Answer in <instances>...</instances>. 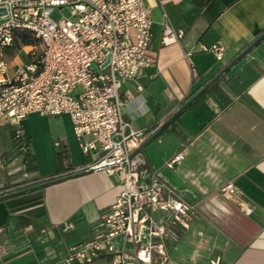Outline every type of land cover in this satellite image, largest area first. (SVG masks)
I'll return each instance as SVG.
<instances>
[{"label":"crops","instance_id":"1","mask_svg":"<svg viewBox=\"0 0 264 264\" xmlns=\"http://www.w3.org/2000/svg\"><path fill=\"white\" fill-rule=\"evenodd\" d=\"M143 1L151 11L146 57L152 66L136 79L125 80L120 97L125 131L143 130L145 140L186 97L264 32V0H209L203 6L193 0ZM166 21L182 37L176 44L162 46ZM218 42L225 47L221 60L204 50ZM175 116L139 149L150 169L196 209L197 217L186 227L172 228L175 240L167 245L170 260L173 264H264V36L196 103ZM19 128L34 170L25 177L19 174L24 148L13 139L16 126L3 123L0 160L13 159L14 164L0 171V185L50 176L56 181L0 199V240L5 233L45 234L46 245L56 246L62 259L69 247L92 238L101 214L121 191V176L82 170L87 159L66 115L30 114ZM57 142L67 147L68 168L57 164ZM181 151L182 162L164 166ZM227 182L237 189L230 199L218 192ZM153 216L158 219L160 213ZM26 224L33 230L27 232ZM113 245L118 251L130 248L122 236L115 237ZM88 264H108V259Z\"/></svg>","mask_w":264,"mask_h":264},{"label":"built area","instance_id":"2","mask_svg":"<svg viewBox=\"0 0 264 264\" xmlns=\"http://www.w3.org/2000/svg\"><path fill=\"white\" fill-rule=\"evenodd\" d=\"M62 8L69 9L70 19L54 20L52 14ZM0 9L5 10L0 13V125H15L16 136L22 137L19 126L28 115H66L87 159L82 170L118 173L122 180L92 238L69 247L63 264L99 258H107L108 264H173L167 253L168 243L175 240L172 228L186 227L196 218L195 206L150 169L139 150L145 132L125 131L128 125L121 115V84L152 66L146 57L150 7L143 0H0ZM19 33L35 43L13 49ZM181 37L182 32L164 23L162 46ZM204 50L221 60L225 47L218 42ZM9 52L13 60L22 52L29 60L9 70ZM183 159L178 152L164 166L172 168ZM13 164V159H1L0 171ZM218 192L230 199L237 189L227 182ZM155 213H160L158 219ZM117 236L130 245L128 250L114 248Z\"/></svg>","mask_w":264,"mask_h":264},{"label":"rangeland","instance_id":"3","mask_svg":"<svg viewBox=\"0 0 264 264\" xmlns=\"http://www.w3.org/2000/svg\"><path fill=\"white\" fill-rule=\"evenodd\" d=\"M52 18L54 20L70 19V11L68 8L55 10ZM13 55V52H9L7 55L9 70H12L17 63L28 62L29 60L24 52L20 53L19 58L15 60L11 59ZM45 237V234H34L33 232L5 233L0 240V264L63 263L66 255L60 259L56 246L53 244L46 245Z\"/></svg>","mask_w":264,"mask_h":264},{"label":"trees","instance_id":"4","mask_svg":"<svg viewBox=\"0 0 264 264\" xmlns=\"http://www.w3.org/2000/svg\"><path fill=\"white\" fill-rule=\"evenodd\" d=\"M193 1L199 6H203V5H205V4H207L209 2V0H193ZM34 43H35V40L31 39L27 34L19 33L16 36L15 40H14V48L13 49L17 50L20 47V45L27 46V45H31V44H34ZM227 70H225L222 74H224ZM215 82L210 84L200 95H198L193 101H191L181 111L191 107L194 103H196L201 98V96L209 88H211L215 84ZM193 94L194 93H192L188 97H186L185 101L183 102V104L186 101H188ZM175 118H176V116L174 118H172L171 120H173ZM15 131H14V134H13V139L15 141V144L18 147H20V148H24V150L21 152V154L23 156L24 171H20L19 174H22L23 172L25 174H29V173H31L34 170V166H33V162L34 161H33L32 157L27 153V148H26V145H24V143H23V138L22 137H17L16 134H15ZM160 131L156 135H158L160 133ZM55 156H56L57 164H58L60 169L63 168V167H67L68 168V151H67V147L65 146V144L60 142L59 146L55 147ZM73 172L74 171H70V173H73ZM54 181H56V177L50 176V177H46V178H43V179H33V180L20 181V182H17V183H13L11 185H4L3 184L2 187H0V199L6 198V197H10V196H13V195H16V194H19V193H25V192L32 191V190L37 189V188H34L36 185H39V184H42V183L50 184V183H52ZM48 184H46V185H48ZM46 185H44V186H46ZM44 186H41V187H44ZM38 188H40V187H38ZM25 226L27 227V224ZM25 226H23L22 229L26 228Z\"/></svg>","mask_w":264,"mask_h":264},{"label":"water","instance_id":"5","mask_svg":"<svg viewBox=\"0 0 264 264\" xmlns=\"http://www.w3.org/2000/svg\"><path fill=\"white\" fill-rule=\"evenodd\" d=\"M0 13L2 15L5 14L4 9H0ZM264 36V32L257 37L254 41H252L247 47H245L221 72H219L215 77H213L210 81H208L201 89H199L188 101H186L177 111L175 114H173L169 119H167L162 125H160L151 135H149L140 145V147L147 143L150 139H152L161 129L162 127L167 124V122L170 121L171 118H173L178 112H180L185 106H187L191 101H193L199 94H201L210 84L215 82L221 75L222 73L227 70L233 63H235L239 58H241L244 54H246L253 46ZM108 63V60L106 61L105 64ZM48 183H42L39 185H36L34 188H38L41 186H44Z\"/></svg>","mask_w":264,"mask_h":264}]
</instances>
